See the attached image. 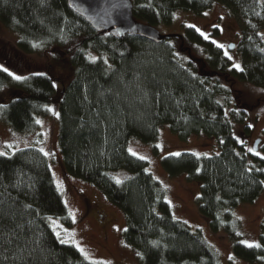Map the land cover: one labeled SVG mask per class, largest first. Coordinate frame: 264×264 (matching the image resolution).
<instances>
[{"label":"trees","instance_id":"trees-1","mask_svg":"<svg viewBox=\"0 0 264 264\" xmlns=\"http://www.w3.org/2000/svg\"><path fill=\"white\" fill-rule=\"evenodd\" d=\"M131 1L134 19L155 28L171 24L178 10L201 15L217 4L227 7L238 23L234 48L243 71L194 27L160 43L138 35L117 38L94 30L66 0H0V24L17 34L16 48L46 65L44 73L19 81L0 70V121L33 132L37 118L56 108L65 172L95 186L122 212V239L139 264L219 261L199 229L175 218L164 187L129 151L130 141L158 154V128L167 124L182 139L197 135L217 143L218 153L167 154L161 165L170 176L183 173L199 183L197 211L212 233L229 237L235 257L264 264V233L260 248L240 243L233 215L264 190V159L247 151L234 128L249 132L237 82L264 90V1ZM118 170L128 172L122 183L113 175ZM53 221L74 223L44 152L30 146L0 156V264H95L60 242Z\"/></svg>","mask_w":264,"mask_h":264},{"label":"rangeland","instance_id":"rangeland-1","mask_svg":"<svg viewBox=\"0 0 264 264\" xmlns=\"http://www.w3.org/2000/svg\"><path fill=\"white\" fill-rule=\"evenodd\" d=\"M264 1V0H262ZM207 13V15H205ZM194 25L208 36L211 41L223 44V52L231 56V64L241 67L240 53L236 48L229 49L228 44H237L240 35L236 19L229 9L223 5H215L201 15L190 11L178 10L171 24L157 25L163 35L183 34L185 27ZM218 29V33L215 32ZM17 34L0 24V65L6 67L15 75L24 76L28 73L46 71L44 59L35 54H24L16 46ZM217 43H215L217 45ZM237 88L244 94V102L248 107L246 124L249 132L242 134L240 125H234L236 133L245 145L247 151L252 148L255 140H260L257 150L249 152L256 158L264 157V91L251 87L248 83L237 82ZM37 129L33 132H23L12 129L6 122L0 121V150L7 155L18 148L36 147L43 149L49 159L55 185L60 192L64 204L74 223L67 227L56 221L53 224L55 232L60 233V239H65L72 245L73 241L85 249L88 260L97 264H139L136 253L122 239L125 220L122 212L111 204L95 186L66 173L57 146V111L49 108L46 117H38ZM11 144L12 148H5ZM155 145L159 149L154 154L151 146L137 139L129 143V149L138 157H145L146 170L162 184L166 199L170 204L175 218L180 219L191 228L199 229L206 241L215 250L219 264H252L238 259L232 254L231 241L223 232L212 233L207 221L198 213L196 197L199 194V183L188 181L183 173L170 176L163 169L160 159L167 154L190 151L197 154L211 155L219 152L217 143L201 136L180 138L172 132L167 124L158 128ZM258 152L261 155L257 156ZM252 161V159L250 158ZM264 171V167H262ZM113 175L121 180L128 175L126 170H118ZM59 185V186H58ZM233 215L238 225L239 240L257 242L264 233V190L253 203H241L233 209ZM56 225H59L57 227ZM68 231L65 232L64 230ZM75 246V245H74ZM233 259H229V257Z\"/></svg>","mask_w":264,"mask_h":264},{"label":"water","instance_id":"water-1","mask_svg":"<svg viewBox=\"0 0 264 264\" xmlns=\"http://www.w3.org/2000/svg\"><path fill=\"white\" fill-rule=\"evenodd\" d=\"M68 7L85 20L94 30L108 33L113 37L123 38L125 35H138L154 43H160L166 35L149 24L137 21L132 14L131 0H115L127 7L113 10L114 0H66ZM234 43L228 44L229 47ZM260 140H255L252 149L257 150Z\"/></svg>","mask_w":264,"mask_h":264},{"label":"snow or ice","instance_id":"snow-or-ice-1","mask_svg":"<svg viewBox=\"0 0 264 264\" xmlns=\"http://www.w3.org/2000/svg\"><path fill=\"white\" fill-rule=\"evenodd\" d=\"M123 7H127V5L124 4V3H122V2H119V3H118V2H115V0H114V2H113L112 5H111V8H112L113 10H115V9H119V8H123ZM205 15H207V13H205ZM190 27H195V26H194V25H190ZM197 31H200V30L197 29ZM200 34H201L202 36H204L205 39H208V36H207L205 33L201 32ZM213 43H217V42H216V41H213ZM217 47L223 48L224 45H223V44H218V43H217ZM229 47H234V45H229ZM225 55H227V52H225ZM228 58H229V60L232 59L231 56H229ZM93 60H95V58H93ZM105 62H106V61H105ZM233 67L236 68L237 70L243 71V69L240 67L239 64H234ZM0 70L6 72L9 76H11V77H12L13 79H15V80H18V81H19V80L24 79V77L19 76V75H15L14 73L10 72V71H9L6 67H4L3 65H0ZM261 91H264V90H261ZM36 123L40 124L41 121L37 120ZM4 147L10 149V148H12V145H11V144H5ZM40 151L43 152L44 150H43V149H40ZM129 151L132 153V155H134V156L137 155V153L134 152V151H132V149H129ZM248 151H249V152H254V149L249 148ZM44 154H45V155H49V153H44ZM255 154H256L257 156H260V155H261V154L258 153V152H256ZM5 155H7V153H6L5 151H3V150H0V156H5ZM170 155H173V156H179L180 153H179V152H176V153H171ZM196 155H199V154H196ZM139 158H140V159H145V157H143V156H141V157H139ZM261 158L264 159V157H261ZM116 183H122V181L119 180V179H116ZM261 183H264V181H262ZM58 186H59V185H58ZM48 219H49V220H52L51 217H49ZM185 223H186V222H185ZM53 224L55 225L56 222L53 221ZM56 226L59 227V225H56ZM64 231L67 232L68 230L65 229ZM237 235H241V234H240V233H237ZM56 236H57V238L59 239V238H60V233H59V232H56ZM60 242H61V243H67L68 241L65 240V239H60ZM156 243H157V242H153V244H156ZM240 243L246 245V246L249 247V248H253V247H255V248H260V247H262V245H261L260 243L252 242V241H248V240H241ZM73 244L75 245V247L77 248V250H78L82 255H84L85 259H88V258H89V257H88V254H87L86 251H85V249L82 248V247L79 245L78 242L73 241ZM137 255L140 256L141 253L138 252ZM142 258H143V257H142ZM229 259H233V257L230 256ZM260 259H264V257H260ZM97 264H101V262H97ZM107 264H111V262H107Z\"/></svg>","mask_w":264,"mask_h":264}]
</instances>
